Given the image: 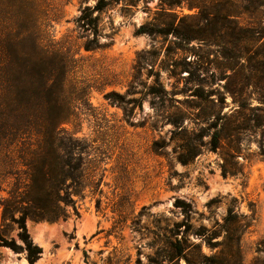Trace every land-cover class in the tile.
Segmentation results:
<instances>
[{
    "label": "rangeland",
    "instance_id": "374dc122",
    "mask_svg": "<svg viewBox=\"0 0 264 264\" xmlns=\"http://www.w3.org/2000/svg\"><path fill=\"white\" fill-rule=\"evenodd\" d=\"M97 1L23 4L34 38L70 57L66 92L84 94L62 126L98 180L78 217L25 221L34 264H264V0ZM84 10L100 48H83ZM0 264L29 262L0 245Z\"/></svg>",
    "mask_w": 264,
    "mask_h": 264
},
{
    "label": "trees",
    "instance_id": "16d2710c",
    "mask_svg": "<svg viewBox=\"0 0 264 264\" xmlns=\"http://www.w3.org/2000/svg\"><path fill=\"white\" fill-rule=\"evenodd\" d=\"M18 2L19 8L0 16V190L6 192L0 210L1 226L14 223L22 244L0 235V245L24 250L29 264H34L41 249L29 238L25 221L78 217L86 188L89 185L95 194L98 180L87 182V142L62 126L73 116L72 102L84 94L81 88L75 97L66 92L70 57L58 42L43 44L34 38L25 19L24 0ZM105 6L98 0L92 11L101 12ZM86 10L78 20L93 33L83 44L88 51L102 44ZM139 31L151 29L141 26ZM99 203L97 198L96 208Z\"/></svg>",
    "mask_w": 264,
    "mask_h": 264
}]
</instances>
